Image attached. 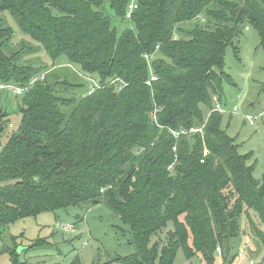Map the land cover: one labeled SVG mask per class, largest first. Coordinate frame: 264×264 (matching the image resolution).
Wrapping results in <instances>:
<instances>
[{"label":"trees","instance_id":"trees-1","mask_svg":"<svg viewBox=\"0 0 264 264\" xmlns=\"http://www.w3.org/2000/svg\"><path fill=\"white\" fill-rule=\"evenodd\" d=\"M130 2L0 0V82L20 87L47 72L18 97L17 129L0 125V137L11 129L0 148V255L10 264H19L16 237L1 233L10 224L100 203L135 248L102 264H174L179 250L187 260L214 264L220 255L232 264L243 214L264 249V174L254 178L251 155L238 152L221 123L226 49L236 51L250 26L264 52V0H135L126 19ZM105 4L124 30L112 27ZM4 14L29 38L16 51ZM40 49L66 67L31 64ZM77 72L104 87L86 95ZM114 78L126 86L117 91ZM260 91L264 98V82ZM164 229L165 242L150 243Z\"/></svg>","mask_w":264,"mask_h":264},{"label":"rangeland","instance_id":"rangeland-1","mask_svg":"<svg viewBox=\"0 0 264 264\" xmlns=\"http://www.w3.org/2000/svg\"><path fill=\"white\" fill-rule=\"evenodd\" d=\"M102 12L112 21V27H115L117 32L127 27V22L114 17L108 5L103 6ZM3 17L14 32V38L8 47L16 51L20 42L29 38L20 33L15 21L8 14ZM234 42L237 50L228 47L223 60V70L230 78L231 84L222 83L221 105L224 113L221 123L226 133L234 138L238 152L251 155L247 164L254 168V178L260 180L264 174V98L260 91L264 82V52L258 45L257 32L250 26L243 27L242 33ZM26 59L31 64L35 63V66L51 67L52 63L55 67L67 65L63 58L52 62L41 49ZM20 102L21 99L15 98L12 92L0 91V110L6 113L0 120V125L8 121L12 123V130L17 129L20 116L15 113V107ZM246 116L249 120H246ZM4 129V134L0 137V148L5 145L6 132L11 130ZM250 215L254 223L253 229L261 228L258 216L252 213ZM247 224V215L243 214L239 219L241 233L232 243L231 254L235 256L232 264H257L264 258V249L258 242L257 235L251 232ZM122 229L125 227L119 219L112 216L104 203H100L89 209L70 206L54 212H42L36 217H24L10 224L1 233L3 238L16 237L19 264H70L76 258L81 264H102L134 253L131 237ZM165 231L164 229L153 237L150 243L158 242L162 245L166 240ZM246 235H251L252 238L248 239ZM35 243L37 244L31 246ZM8 246H12V242H9ZM220 248L223 253V248ZM240 253L242 256L238 258ZM214 261V264L224 263L220 255H215ZM0 264H10L7 254L0 255ZM111 264L121 263L113 260ZM174 264L204 263L199 256L185 259L179 250Z\"/></svg>","mask_w":264,"mask_h":264},{"label":"built area","instance_id":"built-area-1","mask_svg":"<svg viewBox=\"0 0 264 264\" xmlns=\"http://www.w3.org/2000/svg\"><path fill=\"white\" fill-rule=\"evenodd\" d=\"M136 8H137V5H136L135 1L131 0L130 5H129L128 9H127V12L125 14V18L126 19H130L132 12ZM146 58H148V56H146ZM46 73L40 74L36 78L30 80L26 85H23V86H20V87L17 86V85L11 84V83H1L0 82V91H5V90L6 91H10V92L13 93L14 96L20 97L22 94L28 92L33 87V85L36 83V81L43 80L44 79V75ZM77 74L80 77H83L84 79H86V81H88V83H89V87H88V90L86 91V95H91L97 89L104 87V85H102L99 80H95L94 78L90 77L89 75H86V74H84L82 72L81 73L77 72ZM151 79L155 80L153 77ZM112 84L116 85L115 87H116L117 91L123 89V87L126 86V83H124L122 80H120L118 78H114V79H112V81L109 82V85H112ZM216 108L219 111H223L222 108H219V106H216ZM152 117H153V119L155 121V112L152 114ZM198 131H201V129H195V128L190 129V132H198ZM185 133L186 132H184V131L171 132V134L173 136H177L178 134H185Z\"/></svg>","mask_w":264,"mask_h":264},{"label":"crops","instance_id":"crops-1","mask_svg":"<svg viewBox=\"0 0 264 264\" xmlns=\"http://www.w3.org/2000/svg\"><path fill=\"white\" fill-rule=\"evenodd\" d=\"M1 111V110H0Z\"/></svg>","mask_w":264,"mask_h":264}]
</instances>
